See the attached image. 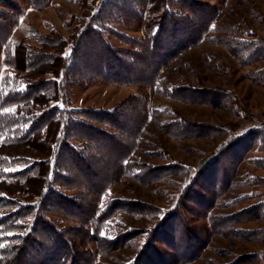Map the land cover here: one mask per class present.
Here are the masks:
<instances>
[{
  "label": "rangeland",
  "instance_id": "rangeland-1",
  "mask_svg": "<svg viewBox=\"0 0 264 264\" xmlns=\"http://www.w3.org/2000/svg\"><path fill=\"white\" fill-rule=\"evenodd\" d=\"M144 1L43 0L36 7L24 0H7L0 1V10L15 16L8 6L20 8L10 41L15 45L26 40L33 47L40 46L41 37L72 39L78 28H85L81 20L86 12L99 14L93 20L97 31L131 62L135 58L129 54L143 51L148 42L143 26ZM193 1L205 11L198 13V20L211 21L210 29L197 45L162 68L152 83L144 84L145 78L140 77L141 87L100 79L92 68H100L102 59L94 58L97 54L91 52L77 63L72 77L63 74L68 109L126 114L135 101L144 106L148 119L120 176L106 177L111 170L107 166L99 177L106 189L96 202L98 215L113 202L132 204L134 212L122 208L91 231L107 240L134 232L132 246L101 254L100 242L90 240L86 245L91 253L88 264H132L138 258L143 264H264V0ZM123 3L132 11L114 15L115 7ZM168 5L173 18H194L179 0ZM209 6L214 9L207 10ZM183 39L182 35L177 37ZM68 46L70 50L71 44ZM13 74L0 52V77L12 80ZM9 82H3L2 87L8 84L10 89L14 84ZM173 88L176 90L170 96ZM187 92L209 95L213 102L191 103ZM75 120L109 129L90 116H76ZM133 126L130 123L129 129ZM71 143L89 154L81 140ZM27 165L19 163L6 169L18 171ZM147 170L154 174L142 177ZM86 180L60 191L70 198L86 194L91 186ZM57 214H46L57 227L81 226L77 218ZM226 228L235 235L223 234Z\"/></svg>",
  "mask_w": 264,
  "mask_h": 264
},
{
  "label": "trees",
  "instance_id": "trees-1",
  "mask_svg": "<svg viewBox=\"0 0 264 264\" xmlns=\"http://www.w3.org/2000/svg\"><path fill=\"white\" fill-rule=\"evenodd\" d=\"M24 1L36 7L43 4V0ZM170 1L173 0H145L142 3L145 13L143 26L149 34V43L143 45V51L129 54L135 58L131 62L121 56L124 53L111 48L97 31L93 20L99 14L86 12L81 20L85 28L82 31L78 28L72 39L41 37L40 46L33 47L26 40L15 45L10 41L12 29L17 23L15 16L20 14V8L12 4L8 6L15 16L0 10V52L4 54V65L14 72L12 80L8 76L0 77V136L3 137L0 141V212L13 209L0 215V244L4 245L0 247V264H88L91 253L86 251V245L90 240L100 242L101 254L132 246L130 240L134 232L107 240L91 231H96L99 223L107 221L122 208L134 212L132 204L113 202L110 208L98 215L96 202L106 189L99 183L102 168H111L106 176L111 180L118 173L120 176L122 168L127 167L124 162L136 146L135 139L141 127L148 120L144 106L134 101V106L126 114H120L119 110L68 109L62 77L63 74L72 77L79 65L77 63L83 61L85 53L91 52L97 54L94 58L102 59L100 68H92L100 79L140 87L143 83H152L153 77L162 68L185 49L197 45L210 29L211 21L198 20V13L202 11L200 4L193 0H179L180 6L188 7L194 17L188 20L170 16ZM206 8L214 9L211 6ZM115 9L114 15L123 14L125 10L132 11L126 3ZM88 18L89 22L86 21ZM180 35L183 40H177ZM70 44L72 48L68 50ZM138 77L145 78L144 82H140ZM9 81L14 84L10 89L8 84L2 87L3 82ZM20 84L24 87L19 88ZM175 90L171 89L169 95ZM187 93V100L191 103L213 102L209 95ZM7 108L15 111L4 112ZM135 111L137 114L134 117L132 114ZM76 116H90L109 129L102 130L75 120ZM130 123L134 125L132 129H129ZM72 140H81L89 154L79 151L72 145ZM19 163L28 165L18 171H4L8 166ZM145 173L142 177L154 174L149 170ZM86 174L93 178L92 181L85 177ZM152 178L158 180V176ZM80 180L91 182L86 194L70 198L61 193V188L75 185ZM141 181L144 180L141 178ZM219 188L223 193L222 184ZM213 190L218 194L217 187ZM56 213L65 219L77 218L81 226L67 230L57 227L46 216ZM224 232L227 236L235 235L231 228H226ZM178 261L182 262L179 257ZM141 262L138 258L132 264H143Z\"/></svg>",
  "mask_w": 264,
  "mask_h": 264
},
{
  "label": "snow or ice",
  "instance_id": "snow-or-ice-1",
  "mask_svg": "<svg viewBox=\"0 0 264 264\" xmlns=\"http://www.w3.org/2000/svg\"><path fill=\"white\" fill-rule=\"evenodd\" d=\"M214 27V26H213ZM15 110L12 109V108H7V109H4V112H7V113H12L14 112ZM162 111V110H161ZM17 169H4L5 172H8V171H16ZM9 235H11V233H9ZM0 247H4L3 244H0Z\"/></svg>",
  "mask_w": 264,
  "mask_h": 264
}]
</instances>
